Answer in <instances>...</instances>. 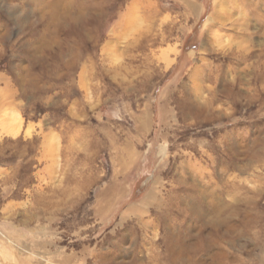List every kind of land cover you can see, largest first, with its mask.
<instances>
[{
	"label": "rangeland",
	"instance_id": "374dc122",
	"mask_svg": "<svg viewBox=\"0 0 264 264\" xmlns=\"http://www.w3.org/2000/svg\"><path fill=\"white\" fill-rule=\"evenodd\" d=\"M0 264H264V0H0Z\"/></svg>",
	"mask_w": 264,
	"mask_h": 264
},
{
	"label": "bare ground",
	"instance_id": "6f19581e",
	"mask_svg": "<svg viewBox=\"0 0 264 264\" xmlns=\"http://www.w3.org/2000/svg\"><path fill=\"white\" fill-rule=\"evenodd\" d=\"M17 133H18V131H16V130L12 132L13 135H16Z\"/></svg>",
	"mask_w": 264,
	"mask_h": 264
}]
</instances>
